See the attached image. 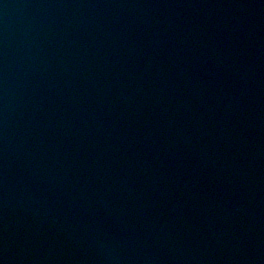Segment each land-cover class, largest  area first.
<instances>
[{
  "label": "water",
  "instance_id": "95a60500",
  "mask_svg": "<svg viewBox=\"0 0 264 264\" xmlns=\"http://www.w3.org/2000/svg\"><path fill=\"white\" fill-rule=\"evenodd\" d=\"M0 264H264V0H0Z\"/></svg>",
  "mask_w": 264,
  "mask_h": 264
}]
</instances>
